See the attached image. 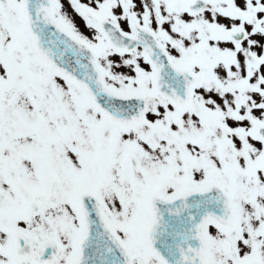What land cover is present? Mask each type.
<instances>
[{
    "label": "snow or ice",
    "instance_id": "1",
    "mask_svg": "<svg viewBox=\"0 0 264 264\" xmlns=\"http://www.w3.org/2000/svg\"><path fill=\"white\" fill-rule=\"evenodd\" d=\"M0 264H264V0H0Z\"/></svg>",
    "mask_w": 264,
    "mask_h": 264
}]
</instances>
